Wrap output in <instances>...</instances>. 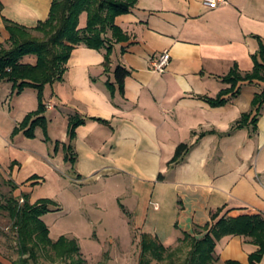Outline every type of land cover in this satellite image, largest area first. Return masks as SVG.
Instances as JSON below:
<instances>
[{
  "label": "crops",
  "instance_id": "1",
  "mask_svg": "<svg viewBox=\"0 0 264 264\" xmlns=\"http://www.w3.org/2000/svg\"><path fill=\"white\" fill-rule=\"evenodd\" d=\"M52 3L0 0V44L10 37L5 17L35 26L48 18ZM86 20L84 13L81 26ZM116 24L127 39L115 42L108 67L106 48L79 45L64 80L46 86L48 139L41 126L33 138L15 132L38 109V91L17 93L11 82L0 80V178L17 185V196L23 192L17 197L21 203L57 157L76 166L80 182L101 174L124 178L136 196L129 210L140 234L171 248L181 245L185 233L203 237L221 207L220 216L264 215V109L256 132L252 125L233 129L264 82H240V93L224 96L229 100L221 106L206 98L230 86L222 77L234 64L243 73L253 69L257 36L264 40V0H224L217 8L205 0H139ZM165 50L171 59L161 73L153 60ZM119 65L129 70L123 85L116 78ZM77 114L87 121L72 141L73 163L65 158V143L70 117ZM56 121L67 131L55 140ZM181 143L190 149L174 162ZM257 249L250 237L228 235L217 241L216 255L219 264L229 259L248 264Z\"/></svg>",
  "mask_w": 264,
  "mask_h": 264
},
{
  "label": "trees",
  "instance_id": "2",
  "mask_svg": "<svg viewBox=\"0 0 264 264\" xmlns=\"http://www.w3.org/2000/svg\"><path fill=\"white\" fill-rule=\"evenodd\" d=\"M139 0H53L47 19L41 20L35 26H26L11 19L4 18L10 37L6 44H0V80L13 84L17 93L31 87L38 91L39 107L26 115L16 127L15 132L24 131L25 135L35 137V130L41 126L48 139V119L46 112L45 89L63 81L68 68L69 59L74 49L86 45L93 49L106 48L105 65L111 61V53L115 42L127 39L122 28L116 24L117 16L130 13ZM86 13L87 21L81 26V16ZM35 32L43 33V36ZM111 33V36L109 34ZM260 41L259 50L252 55L254 67L243 73L236 63L223 81L230 84L220 91L217 97H206L213 106H221L228 102L224 96L240 93V82H264V40ZM9 44L8 46H6ZM34 57L35 61H29ZM116 78L123 85L129 70L119 65L115 71ZM264 109V88L254 95L252 108L237 120L233 129L252 125L253 132L258 129L259 117ZM86 118L81 115L70 117L68 134L69 143H65V158L75 163L76 155L72 141L76 138L77 127L84 124ZM190 149L187 143H181L173 161L181 159ZM36 178V177H32ZM14 188L17 185L12 184ZM25 201L21 203L16 196H11L3 208L8 211L12 221V230L17 235L19 258L11 264H39L38 250L42 247L52 248L61 257L81 255V248L76 239L62 236L53 240L49 235V227L42 216L52 210L56 202L50 198H40L31 202L28 193L23 194ZM224 207L212 213V220L204 226L207 233L196 237L185 233L182 244H190V252L185 264H219L216 255L217 241L228 235H244L250 237L258 245V249L249 256L248 264H259L264 259V215L260 212L220 216ZM140 264H173V258L181 245L176 248L167 247L158 237L149 233L141 235ZM79 259V263H82ZM156 262V263H155ZM0 264H7L0 259ZM220 264H244L238 260H226Z\"/></svg>",
  "mask_w": 264,
  "mask_h": 264
},
{
  "label": "rangeland",
  "instance_id": "3",
  "mask_svg": "<svg viewBox=\"0 0 264 264\" xmlns=\"http://www.w3.org/2000/svg\"><path fill=\"white\" fill-rule=\"evenodd\" d=\"M35 34L43 36L40 32ZM27 59L35 61L34 57ZM60 126L57 121L53 125L54 139L62 138L64 131H67ZM34 143L39 144V140ZM50 149L55 152V144ZM49 166L46 179L32 184L29 198L32 202L40 198H50L56 202L52 210L42 216L49 227V235L55 241L62 236L76 239L81 255L61 257L52 248L42 247L38 250V263L140 264V228L135 225L129 210L137 202L132 185L127 184L124 178H111L107 174L80 182L76 179V166L64 162L60 157ZM22 193L17 196L13 186L5 178H0V259L7 264L19 258V252L17 235L11 228L12 221L2 206L11 196L20 197ZM189 252L190 244H182L173 258V264H185ZM79 259L83 262L79 263Z\"/></svg>",
  "mask_w": 264,
  "mask_h": 264
},
{
  "label": "built area",
  "instance_id": "4",
  "mask_svg": "<svg viewBox=\"0 0 264 264\" xmlns=\"http://www.w3.org/2000/svg\"><path fill=\"white\" fill-rule=\"evenodd\" d=\"M207 5L211 8H217L224 0H205ZM171 59V53L169 50L163 51L161 56L153 60V69L158 72H164ZM158 206V205H157Z\"/></svg>",
  "mask_w": 264,
  "mask_h": 264
}]
</instances>
